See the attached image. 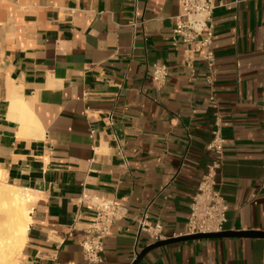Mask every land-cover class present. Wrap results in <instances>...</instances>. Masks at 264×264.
Here are the masks:
<instances>
[{
    "label": "crops",
    "instance_id": "1",
    "mask_svg": "<svg viewBox=\"0 0 264 264\" xmlns=\"http://www.w3.org/2000/svg\"><path fill=\"white\" fill-rule=\"evenodd\" d=\"M215 3L210 72L183 62L178 0H0V181L28 191L31 217L18 264H88L101 201L126 214L100 264H133L152 244L144 214L165 240L185 236L215 137L224 231L264 232V0ZM155 64L169 67L162 86ZM263 263L264 238L225 237L139 264Z\"/></svg>",
    "mask_w": 264,
    "mask_h": 264
},
{
    "label": "built area",
    "instance_id": "2",
    "mask_svg": "<svg viewBox=\"0 0 264 264\" xmlns=\"http://www.w3.org/2000/svg\"><path fill=\"white\" fill-rule=\"evenodd\" d=\"M178 6L179 14L176 17L174 33L179 36L184 47V64L191 67L195 61L202 60L207 63L211 72L214 66L211 46L215 36V0H178ZM168 77V66H153L152 81L156 86L164 85ZM212 78V75H209L207 80L211 82ZM223 144V138L215 137L208 145L214 156L192 198L186 235L219 233L225 230L229 206L217 180L223 161ZM95 208L97 215L85 230V238L81 242L82 252L88 264L103 262L105 240L111 235L114 222L126 214L125 206L118 201H101L95 204ZM138 224L140 230L148 233L152 244L165 240L162 223L152 224L144 214L139 217Z\"/></svg>",
    "mask_w": 264,
    "mask_h": 264
},
{
    "label": "bare ground",
    "instance_id": "3",
    "mask_svg": "<svg viewBox=\"0 0 264 264\" xmlns=\"http://www.w3.org/2000/svg\"><path fill=\"white\" fill-rule=\"evenodd\" d=\"M28 200L27 190L0 181V264H18L31 222Z\"/></svg>",
    "mask_w": 264,
    "mask_h": 264
},
{
    "label": "water",
    "instance_id": "4",
    "mask_svg": "<svg viewBox=\"0 0 264 264\" xmlns=\"http://www.w3.org/2000/svg\"><path fill=\"white\" fill-rule=\"evenodd\" d=\"M225 237H257L264 238V232L257 231H223L219 233H209V234H197V235H185L182 237L171 238L166 240L158 241L154 244L149 245L143 249L137 256L133 264H139L144 257L151 251L167 246L173 243L185 242L190 240H200V239H214V238H225Z\"/></svg>",
    "mask_w": 264,
    "mask_h": 264
},
{
    "label": "rangeland",
    "instance_id": "5",
    "mask_svg": "<svg viewBox=\"0 0 264 264\" xmlns=\"http://www.w3.org/2000/svg\"><path fill=\"white\" fill-rule=\"evenodd\" d=\"M28 208L31 210V204L30 205H28ZM19 256H20V254L16 257V259H17V261L19 260Z\"/></svg>",
    "mask_w": 264,
    "mask_h": 264
}]
</instances>
